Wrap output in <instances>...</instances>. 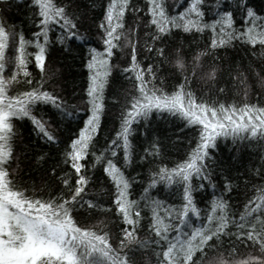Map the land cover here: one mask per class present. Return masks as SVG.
Here are the masks:
<instances>
[{"label":"snow or ice","instance_id":"snow-or-ice-1","mask_svg":"<svg viewBox=\"0 0 264 264\" xmlns=\"http://www.w3.org/2000/svg\"><path fill=\"white\" fill-rule=\"evenodd\" d=\"M23 2L30 28L0 18V264H152V258L155 264H264V156L255 177L249 170L235 210L230 201L239 185L230 170L214 177L221 140L264 152V51L259 67L250 62L243 71L228 70L235 94L232 86L218 87L223 58L212 56L235 45L253 57L257 46L264 50V7L252 0H179L173 11L167 0H146L150 31L142 37L137 14L143 10L132 0H107L102 15L92 16L95 0L83 9L81 0ZM126 13L136 19L126 21ZM174 30L209 33L206 48L169 42ZM73 47L86 49L87 86L77 104L56 85L51 59L57 49L70 53ZM113 82L130 87L112 92L119 114L111 139L99 147L111 111L105 92ZM25 120L39 140L64 144L45 173L50 183L40 188L25 186L12 166L17 122ZM73 121L76 130L65 137L61 126ZM167 121H180L194 134V146L172 167L154 163L166 151L157 133ZM140 137L147 144L143 155L133 145ZM137 156L150 165L142 180L127 173L142 166L134 163ZM101 169L110 183L90 191ZM134 182L143 188L138 199L132 198ZM160 184L175 187L180 203L154 197ZM197 188L212 189L205 209L197 206Z\"/></svg>","mask_w":264,"mask_h":264},{"label":"trees","instance_id":"trees-1","mask_svg":"<svg viewBox=\"0 0 264 264\" xmlns=\"http://www.w3.org/2000/svg\"><path fill=\"white\" fill-rule=\"evenodd\" d=\"M107 0H95L96 8L89 12V16L94 14L102 15V5L106 3ZM216 0H206L207 5H214ZM90 3V0H81V9ZM136 6L140 7L143 11L138 13L137 16L143 23L141 24L140 35L143 37L144 33L149 32L150 28L147 27V14H146V0H132ZM168 4L173 6V11L178 9L179 0L176 4H173V0H167ZM252 3L256 7H264V0H252ZM30 13L25 8L23 0H0V18H3L9 24L22 25L25 29L31 27L29 20ZM211 15L206 16V19H212ZM136 17L131 13H126V21H133ZM239 20V17H237ZM127 26V24H126ZM239 26V25H237ZM174 35L170 36L169 42L173 40L179 44H183L187 47H191L194 50H203L206 48V44L209 40V33L196 34L192 33H182L178 30H174ZM95 40V35L92 37ZM33 51V49H29ZM257 55L252 56V53L246 48L239 45L230 46L228 48L218 49L212 56H219L223 58L221 63L222 77L218 84V87H223L226 84L232 86V80L228 76L229 69H239L241 71L250 63L253 62L254 67H259L261 60L260 53L264 50L257 48L255 49ZM212 56L208 59L211 60ZM124 57L121 56L120 59ZM51 59L54 61L53 68L57 70L58 76L56 79V85L63 91L65 98L70 104H77L82 99V89L87 86V69L83 66L86 59V49L81 51L79 48L73 47L70 53H66L63 50L57 49L53 52ZM115 62V61H114ZM220 63L219 61H216ZM29 70L33 72L36 79H39L34 67L29 66ZM235 75V72H233ZM253 85L254 89L258 90L254 80L249 81ZM203 85V82H201ZM51 87V85H50ZM130 85L122 82H113L112 88H106L105 96L108 107L111 108L108 117L103 120V128L99 131V147H103V143L106 139H111L109 135L110 129L113 127V122L116 120V116L119 114V105L115 104V97L112 95L114 90H122L123 88H129ZM193 88L196 89L197 85L193 84ZM23 90V89H21ZM206 91V89H205ZM238 92L234 86H232V93ZM200 90H197V95H200ZM243 93H239L238 98H242ZM74 97V98H73ZM256 91L251 92V99L255 102ZM218 99H224L223 96ZM233 99V95L228 96L229 102ZM63 135L67 137L71 132L76 130L75 122L73 121L70 126H64ZM159 132L162 134V138L166 141V151L162 158H156L154 160L155 164H164L168 167H172L173 164L186 158V152L190 150L191 146H194V134L186 129L180 121H167L159 124ZM153 128H157L154 123ZM17 139L14 145L15 156L13 161V167L18 166V178L23 181L25 186L35 185L37 188L42 187L44 183H50L48 176L45 175L46 172L50 174L49 164H54L56 159L59 157V150L64 148V144H47L46 142L39 140L34 132H32L29 122L19 121L17 122ZM143 138L140 137L139 140H134L133 145L140 150V155H143V147L147 146L146 143L142 145ZM231 142L221 140L219 142V150L215 152L216 155V172L214 177H216L221 169H228L233 177V185L236 187V191L232 194V199L230 203L233 206V210L236 209L237 205H240L244 199V183L249 177V170L251 169L252 176L255 177V170L260 168L262 160L261 157L264 156V152L260 151L258 145L248 147L246 144L239 150L235 147L230 146ZM47 154L44 161L37 160V156ZM122 155V154H120ZM134 163L136 165H142L141 167L132 168L128 167L127 173L129 175L139 174L138 178H142L149 174L150 165L139 160L137 156ZM67 171V168H65ZM228 173L225 172L224 175ZM59 175V173H57ZM99 178V183L94 185L90 191H95L97 188L107 189L108 183L105 182L106 178L102 174V169L94 173ZM236 177H239L237 180ZM254 184L258 183L257 179H253ZM136 183V182H134ZM146 184V181H143ZM199 182L194 181V187ZM159 192L153 190L152 195L161 200L166 201L168 204H178L180 203V196L178 191L173 186H165L163 184L158 185ZM251 186H249V190ZM143 190L140 183H136V190L133 199H138L140 192ZM211 188L206 190H200L197 188L196 200L198 201V207L205 209L210 200ZM55 195V192H53ZM227 199V197H225ZM107 199V197H105ZM194 219V218H193ZM139 235H146L145 232H140ZM143 259V256L140 257ZM152 264H155V258H152Z\"/></svg>","mask_w":264,"mask_h":264}]
</instances>
